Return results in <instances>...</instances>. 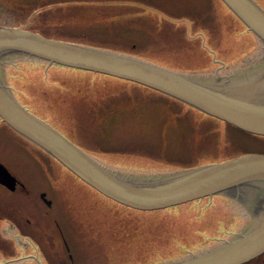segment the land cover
I'll return each instance as SVG.
<instances>
[{"label":"rangeland","instance_id":"rangeland-1","mask_svg":"<svg viewBox=\"0 0 264 264\" xmlns=\"http://www.w3.org/2000/svg\"><path fill=\"white\" fill-rule=\"evenodd\" d=\"M117 1L0 0V27L16 26L59 41L130 54L120 45L98 42L91 36L82 38L83 31L65 29L73 25H107L114 13L109 7L118 6L115 4ZM175 1L198 10L208 4L207 0ZM257 1L264 8V0ZM161 6L166 8L165 0ZM69 13L73 15L67 16ZM209 13V39L205 28L195 24L194 33L189 35L188 48L180 45L175 48L162 47L160 44L156 48L153 44L146 50L139 51L141 54L131 53V57L174 72L205 76L216 75L218 72L223 75L233 73L260 62L264 55L261 42L221 0H210ZM119 17L122 18V14ZM179 20L178 26L174 27H178V41L181 42V28L185 18L179 17ZM46 21L50 24H45ZM73 72L69 69L48 67L47 64L35 61L17 60L7 67L8 81L15 98L58 128H62L59 102L64 100L60 84L66 81L76 89L88 86L85 83H98L106 79L90 73L63 77V74ZM78 79L83 84L79 85ZM142 91L149 93L144 88ZM175 112H179L178 108ZM193 114L192 117L189 116L194 128L192 132L185 133L184 123L160 128L161 119L170 121L171 118L167 109L157 105L147 115L122 116L110 133L102 134L108 147L130 144L131 148L133 143L162 141L169 147V152L179 156L175 161L188 166L226 161L250 153L264 154V137L240 133L229 125L196 111ZM160 129L166 133H160ZM64 134L78 142L75 133ZM32 147L37 154L40 148L35 145ZM3 153L10 164L27 162L29 166L36 167L35 161L20 151ZM49 158V180L52 190L55 189L62 199V218L69 229L70 222L64 213L65 204L73 211V218L80 221L79 229L74 231V235L70 233L73 238L76 236L73 241L78 249L76 261L79 264H155L179 260L186 257L187 253L196 254L230 240L250 220V216L239 203L223 197L205 199L160 212L136 211L108 199L55 158ZM142 158L116 155L112 156L113 160L105 158L102 161L111 169L122 173L144 174L166 170L160 161ZM136 167L142 169H135ZM55 205L52 214L58 210V205ZM66 254L62 245V257L67 259Z\"/></svg>","mask_w":264,"mask_h":264},{"label":"water","instance_id":"water-1","mask_svg":"<svg viewBox=\"0 0 264 264\" xmlns=\"http://www.w3.org/2000/svg\"><path fill=\"white\" fill-rule=\"evenodd\" d=\"M264 47V9L255 0H221ZM26 57L131 81L181 101L246 133L264 137V58L229 74L192 75L90 46L59 41L17 27L0 29V118L107 198L153 212L224 196L250 215L230 240L161 264H247L264 254V154L172 173L115 171L36 116L13 95L5 65ZM3 167V166H2ZM3 178L11 177L0 168Z\"/></svg>","mask_w":264,"mask_h":264},{"label":"flooded vegetation","instance_id":"flooded-vegetation-1","mask_svg":"<svg viewBox=\"0 0 264 264\" xmlns=\"http://www.w3.org/2000/svg\"><path fill=\"white\" fill-rule=\"evenodd\" d=\"M118 1L115 3L118 6L109 7L114 12L110 25L75 24L77 27L73 25L71 28L76 30L87 28L91 37L99 41L106 40L117 45L123 43L125 47L131 49H128L130 54H122L130 57L133 56L131 53L141 54L135 50L140 48L146 50V47L153 44L170 48L180 45L182 48H188L189 38L192 36L191 33H194L195 24H200L203 29L205 28L209 39L210 0H207V6L202 10L195 9L194 6V8H189L185 6V3H177L175 0H165L167 3L165 9L161 6L164 0ZM74 8L77 7L74 6ZM119 14L132 16L124 21H118ZM71 15L73 13L67 14V16ZM179 17L185 18L183 31L186 29L187 34L186 39L181 38V42L178 41V27H174L180 21ZM45 24L50 23L46 21ZM110 86H112L111 83L96 84L93 92L86 93L92 94L91 98L76 97L89 86L76 89L70 87L71 94L74 96L63 97V102L62 99L59 102L61 114L66 122L62 128L54 127L63 134L75 133L78 142L64 135L84 150L110 153L125 152L130 149V144L108 147L102 133H110L122 116H143L157 105L167 107L161 99L147 98L149 93L143 91L132 96L128 93H121L118 98H104L103 95H106V92L114 89ZM173 110V108L167 109L170 118L174 113ZM165 121L161 119L160 128L173 126L171 120ZM162 130L160 129V133H166ZM162 143V141L133 143L131 148L148 146L154 148ZM32 145L34 144L20 136L0 118V168H4L11 176L3 178L0 175V264H79L76 261L78 249L73 241L76 236L73 238L71 234L74 235V231L79 229L80 221L73 218V211L71 212L64 204V213L70 222L68 229L62 218V199L55 189L52 190L49 180L50 155L41 148H38L39 151L36 154ZM166 148L169 149L167 145ZM4 151H11V153L20 151L32 158L36 167L29 166L27 162L10 164L6 161ZM55 203L58 205V210L52 214V209L56 208ZM247 214L249 215L248 212ZM62 245L68 255L67 259L62 257ZM247 264H264V254Z\"/></svg>","mask_w":264,"mask_h":264},{"label":"trees","instance_id":"trees-1","mask_svg":"<svg viewBox=\"0 0 264 264\" xmlns=\"http://www.w3.org/2000/svg\"><path fill=\"white\" fill-rule=\"evenodd\" d=\"M255 1L258 3L257 0H255ZM258 4L260 5V3H258ZM130 16H132V15H130ZM130 16L122 15V18H120L119 21H124L126 18H128ZM209 17H210V13H209ZM110 18H111V21L107 25H110L112 23V21H113V19H112L111 16H110ZM163 21H165V20H163ZM58 24L61 25V23H58ZM11 27H16V26H11ZM183 28L184 27H182V30H183ZM0 29H1V27H0ZM20 29H22V28H20ZM65 29L76 30V29L71 28L70 26L69 27H66ZM23 30H30V29H23ZM80 30L83 31L82 32V36H81L82 38H85V37L87 38V36H92L91 33L87 30V28L80 29ZM30 31H33V30H30ZM185 31H186V29H185ZM185 31L182 32L185 35V36L182 35V38H184V39H186V35H187ZM96 41L109 43L106 40L99 41V40L96 39ZM121 46L122 47H125L123 43H122V45H120V47ZM158 46H159L158 44H155L154 45V47H156V48H158ZM127 48L128 49H131L130 47H125L124 49L128 50ZM141 50L144 51L145 48L144 49H137V50H135V52H139ZM261 58L263 59L264 58V55ZM17 60H18V62H20V61H30V62L35 61V62H39V63H42V64H47V62L39 61V60H33V59L26 58V57H19V58H17ZM17 60L16 59L10 60L5 65L6 78H7L8 84H9V81H8V77H7V67H8V65H11L13 61H17ZM51 67L60 68V69H69V70H73L74 71L73 74H67V75H64L63 74V77H70L72 75H74V76L75 75L82 76V75H79V74L80 73H90V74H94L96 76H100V77L106 78L105 81H103V82L102 81H99L98 83H92V82L91 83H85V84H87L89 86L88 89L83 90V93L80 94L79 96L77 95L76 97H84V98L85 97H88V98H91V95L92 94H86V93L93 92L95 85L96 84H101V83H111L112 84V86H110V87H112L114 89L111 90L110 92H106V95H103V96H105L104 98H110V99L111 98H118V97H120V94L121 93H128V95H130V96H132L133 94H136V93H142V90L144 88V89L148 90V92H149V94L147 95V98L153 97V98L161 99V101L167 107L165 109H168V108H173L174 109L173 110L174 113H172V118L170 120L172 121L173 125H174V123L175 124H178V125L184 123L185 133L192 132V130L194 129L193 128V125H192V120L189 118V116L192 117L194 115L193 112L196 111V112L201 113L205 117L215 119V120H217L219 122H223L224 124L229 125L230 127H232L233 129H235L236 131H238L240 133H245V134H248V135L257 136V135H253V134H250V133H246V132H244V131H242V130H240V129H238V128H236V127H234V126H232V125H230V124H228V123H226L224 121H221L219 119H216L214 117H211V116H209V115H207V114H205V113H203V112H201V111H199V110H197V109H195V108H193V107H191V106H189V105H187V104H185V103H183L181 101H178V100H176V99H174L172 97H169V96H167V95H165L163 93H160V92H158L156 90H153V89H150L148 87L142 86L140 84H137V83H134V82H131V81H126V80L119 79V78H115V77H111V76H107V75H101V74H97V73H93V72H89V71L72 69V68L63 67V66H59V65H52ZM78 82L79 83H82L79 79H78ZM124 83H127V85H123ZM9 86H10V84H9ZM60 86L62 88V92H61V96L62 97H72V96H74L73 94H71V91H70V87L71 86L68 84V82L64 81V82H62L60 84ZM11 90H12V87H11ZM42 97H43V95H42ZM94 97H98V96H94ZM177 108L179 110V112H178L179 113V116H176L178 113L175 112V109H177ZM30 111L32 113H34L32 110H30ZM34 114L36 116L42 118L37 112H35ZM60 116L62 117V119H60V120H62V125H63L66 122L65 121V117H63L62 115H60ZM46 122H48V121H46ZM258 137H262V136H258ZM85 151L88 154H90L91 156H93L95 159H97L98 161H100L102 164L104 163L102 160H105V158H109V160H113L112 159V156H116V155L123 156V157H133L134 159H136V158L138 159V156H142L143 157L142 159H145L146 158V159L158 160V161H160L161 164H163L166 167L165 168L166 170L160 171V172H154L155 174L178 172V171L189 170V169L201 167V166H204V165H207V164L219 163V162H212V163H207V164L197 165V166H188V165H185V164H181L178 161H175V159H179V156H177V155L175 156L174 154H172L171 152H169L168 149L166 148V145L164 143H162L161 145H158V146H156L154 148H151L149 146L148 147H142V148L141 147L140 148H136V147L135 148H130V149H127L125 152L114 151V152H110V153H104V152L102 153V152H96V151H93V150H90V149L85 150ZM229 160H231V159H229ZM226 161H228V160H226ZM221 162H224V161H221ZM104 165L107 166V163L104 164ZM135 169H142V168L136 167ZM128 173H131V174H141L140 172H128ZM154 173H152V172H144V174H154ZM215 197H223V198L230 199V198L224 197V196H215ZM206 199H209V198H206ZM230 200H233V199H230ZM199 201H202V200L194 201L192 203L199 202ZM115 203H117V202H115ZM117 204H119V203H117ZM188 204H190V203H188ZM119 205H121V204H119ZM185 205H187V204H185ZM122 206H124V205H122ZM182 206H184V205H182ZM178 207H180V206H178ZM127 208H129V207H127ZM174 208H177V207H173V208H169V209H165V210H170V209H174ZM130 209H132V208H130ZM133 210H136V209H133ZM165 210H160V211H165ZM136 211H139V210H136ZM160 211H153V212H160ZM140 212H146V211H140ZM153 212H147V213H153ZM187 255L189 256V253L186 254V257H188ZM170 261H174V260L162 261V262H158V263H155V264H161V263L170 262Z\"/></svg>","mask_w":264,"mask_h":264}]
</instances>
